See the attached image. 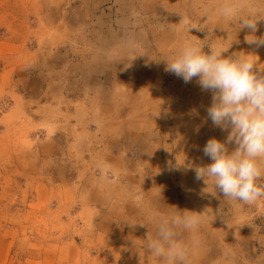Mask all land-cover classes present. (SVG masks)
<instances>
[{"label": "rangeland", "instance_id": "1", "mask_svg": "<svg viewBox=\"0 0 264 264\" xmlns=\"http://www.w3.org/2000/svg\"><path fill=\"white\" fill-rule=\"evenodd\" d=\"M64 1L0 0V103H4L0 111V264H157L141 247L155 231L145 205L212 211L211 223L201 230L205 251L194 264H225L222 250L226 245L235 250L234 264H264V200L253 205L234 203L196 176L197 167L210 163L202 150L206 141L211 137L224 141L229 130L213 125L207 115L210 102L205 98L212 101V92L202 89L197 77L185 82L166 71L163 58L178 46L184 22L180 13L201 27L191 28V37L204 43L232 41L224 55L253 53L258 63H264V45L246 41L251 33L247 27L226 32L215 21L201 18L200 5L209 0H136L130 5L132 17L115 22L104 16L103 36L109 44L115 42L112 47L124 72L123 81L112 89L110 106L103 108L114 114L104 118L128 129L113 150L117 157L113 167L100 153L106 147L103 141L115 132L98 128L97 119L80 121L82 111L97 118L100 101L90 107L70 102L74 114L65 115L59 111L60 104H34L19 90L21 74L30 79L35 68L45 67L40 61L46 56L49 60L53 49L96 41V35L86 33L90 25H65ZM256 24L254 35L264 37V19ZM107 27H113L116 35ZM203 50L208 51L207 45ZM70 124L72 133L81 126L76 135L80 168L76 176L70 172L63 187L46 188L32 177L31 170L21 174V168L32 167L29 158L35 156L38 130L69 135ZM128 137L133 140L126 145ZM227 147L231 151L235 144L229 142ZM101 178L115 183L111 197L125 209L124 220L113 221L112 230L123 231L119 237L111 235L112 226H97L98 213L86 211L90 196L79 194L97 187ZM54 204L65 209L51 211ZM63 217L68 221L59 220Z\"/></svg>", "mask_w": 264, "mask_h": 264}, {"label": "clouds", "instance_id": "2", "mask_svg": "<svg viewBox=\"0 0 264 264\" xmlns=\"http://www.w3.org/2000/svg\"><path fill=\"white\" fill-rule=\"evenodd\" d=\"M180 14L184 22L179 43L171 55L163 57L167 61L165 70L185 82L197 77L200 87L212 92L208 117L213 125L229 129L224 141L215 137L206 141L202 150L210 163L197 167L196 176L234 203L256 204L264 200V63H258L259 57L253 53L224 55L232 41L204 43L191 37L189 30L201 27ZM199 15L215 21L216 27L226 32L247 27L251 33L246 41L264 45V37L254 35L256 22L264 19V0H209L200 5ZM205 45L207 52L203 50ZM229 142L235 144L231 151ZM137 199L142 202V197ZM157 199L160 203V194ZM144 207L155 230L141 245L147 257L157 264H194L205 251L201 230L211 223L212 211ZM235 254L226 245L222 250L225 264H234Z\"/></svg>", "mask_w": 264, "mask_h": 264}, {"label": "crops", "instance_id": "3", "mask_svg": "<svg viewBox=\"0 0 264 264\" xmlns=\"http://www.w3.org/2000/svg\"><path fill=\"white\" fill-rule=\"evenodd\" d=\"M136 0H65L62 8V16L65 25L68 28L85 27L88 28L87 34L96 35V41L87 45H71L63 44L61 47L53 49L52 53L47 56L45 60L40 61L45 64V67L38 66L35 68L33 76L27 77L21 74L20 77V91L27 96V100L31 102H39L40 104L48 103L50 106L57 107L60 104L59 111L65 113V115L74 114L71 111L70 102H78L82 106H91L90 103H97L100 101L101 109L96 112L97 118L94 117L92 112L85 113L82 111L80 116L81 120L97 119L100 121L101 126L98 127L101 130H110L109 132H115L114 135H110L107 140L103 141L106 147H100L101 157L104 156L105 162L113 163L116 165L117 157L114 155L113 150L119 145V136L123 135V131H128L123 127L117 126L115 123L109 124L107 114H114V111H104V107L108 108L107 102L112 97V89L115 85L123 81L122 76L124 72L122 70L123 64L120 63L119 56L115 53V46L109 44L107 39L103 36L104 28L102 27L103 17L107 19L116 20L132 17L134 8L130 6ZM141 1V0H139ZM143 1V0H142ZM150 1V0H144ZM108 4L107 6H103ZM110 4V5H109ZM98 25V28L95 26ZM111 31V35H116L117 32H113V27H107ZM93 33V34H92ZM114 38V37H113ZM105 39V42H104ZM114 41H117L115 38ZM117 43V42H116ZM112 45L114 47H112ZM114 52V53H113ZM52 87L54 89H52ZM68 103V108L65 104ZM88 117V118H87ZM111 116L110 118H112ZM38 120V119H36ZM35 120V121H36ZM41 121V120H39ZM74 124V123H73ZM81 125V124H80ZM78 130L72 133V125H67V131L70 134H64L59 130L48 134V129L38 130V141L34 145L35 156L31 159L32 167L21 168V174L23 172L28 174L31 170V175L36 178L38 182L42 183L46 188L57 185L63 187L67 181L68 173H72V177L76 176V172L79 171L77 147L79 142L76 140ZM127 128V127H126ZM74 134L73 138L72 135ZM128 136V135H127ZM131 137L127 138V143ZM108 148V151L105 149ZM73 149V151H71ZM105 151V154L102 152ZM109 152V153H108ZM100 158V157H99ZM37 160V162H33ZM104 160V159H102ZM103 177V176H101ZM95 179V178H94ZM102 181H97V187H93L85 192L82 190L79 192L80 197L84 194L90 196L92 200L89 202V206L86 211L92 213H98V227H105V229L113 227L114 218L124 220L123 215L125 209L124 206L116 203L112 198L111 186H115V183L101 178ZM21 185L25 187V179H20ZM90 184V183H89ZM22 188V187H21ZM98 206H95V203ZM121 208V209H120ZM65 208L54 204L50 207L51 211H62ZM85 209V208H83ZM82 209V210H83ZM81 212L78 209L75 214ZM69 218V217H68ZM60 221H68L66 217H63ZM121 227L123 224H119ZM122 230V229H121ZM120 230H112L111 235H118ZM119 237V236H117Z\"/></svg>", "mask_w": 264, "mask_h": 264}, {"label": "bare ground", "instance_id": "4", "mask_svg": "<svg viewBox=\"0 0 264 264\" xmlns=\"http://www.w3.org/2000/svg\"><path fill=\"white\" fill-rule=\"evenodd\" d=\"M44 8H45V7H44ZM39 11H40V10H39ZM9 60H10V59H9ZM52 89H54V88L52 87ZM205 99L208 101V103L210 102L209 104H211V102H212L211 99H207V98H205ZM78 114H79V113H78ZM178 119H179V118H178ZM172 195H173V194H172ZM120 233H123V231H119L118 236L120 235ZM124 263H125V262H124Z\"/></svg>", "mask_w": 264, "mask_h": 264}, {"label": "built area", "instance_id": "5", "mask_svg": "<svg viewBox=\"0 0 264 264\" xmlns=\"http://www.w3.org/2000/svg\"><path fill=\"white\" fill-rule=\"evenodd\" d=\"M4 109V103H0V111H2Z\"/></svg>", "mask_w": 264, "mask_h": 264}]
</instances>
